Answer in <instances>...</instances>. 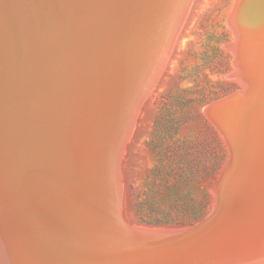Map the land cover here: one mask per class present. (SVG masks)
<instances>
[{"label":"bare ground","instance_id":"bare-ground-1","mask_svg":"<svg viewBox=\"0 0 264 264\" xmlns=\"http://www.w3.org/2000/svg\"><path fill=\"white\" fill-rule=\"evenodd\" d=\"M192 3L0 0V264H264V0H235L244 85L204 107L230 148L211 212L123 216L122 155Z\"/></svg>","mask_w":264,"mask_h":264},{"label":"rangeland","instance_id":"rangeland-1","mask_svg":"<svg viewBox=\"0 0 264 264\" xmlns=\"http://www.w3.org/2000/svg\"><path fill=\"white\" fill-rule=\"evenodd\" d=\"M234 4L193 0L141 106L121 160V206L131 224L187 227L203 220L216 202L213 188L230 148L204 107L244 85L231 74L235 31L229 16ZM66 11L69 25L73 11L70 6ZM92 28L89 42L109 34L105 25Z\"/></svg>","mask_w":264,"mask_h":264},{"label":"water","instance_id":"water-1","mask_svg":"<svg viewBox=\"0 0 264 264\" xmlns=\"http://www.w3.org/2000/svg\"><path fill=\"white\" fill-rule=\"evenodd\" d=\"M243 88V87H242ZM245 88V87H244ZM240 90V89H239ZM247 90H248V88H247ZM237 91V90H236ZM126 242V241H125Z\"/></svg>","mask_w":264,"mask_h":264}]
</instances>
